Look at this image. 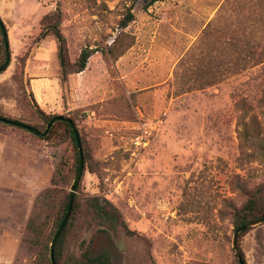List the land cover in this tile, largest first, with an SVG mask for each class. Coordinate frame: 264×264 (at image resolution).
Masks as SVG:
<instances>
[{
  "label": "rangeland",
  "instance_id": "obj_1",
  "mask_svg": "<svg viewBox=\"0 0 264 264\" xmlns=\"http://www.w3.org/2000/svg\"><path fill=\"white\" fill-rule=\"evenodd\" d=\"M143 5L0 0L11 54L0 116L36 129L42 115L72 119L84 159L77 197L107 200L135 233H100L82 207L61 264L109 240L115 264H237L233 213L264 195V0ZM128 10L134 20L121 29ZM57 11L69 63L94 50L63 84L54 37L39 38ZM75 174L63 128L44 140L0 122V264H49L27 224L49 232ZM46 189L53 208L37 205ZM240 247L246 264H264V221Z\"/></svg>",
  "mask_w": 264,
  "mask_h": 264
},
{
  "label": "trees",
  "instance_id": "obj_2",
  "mask_svg": "<svg viewBox=\"0 0 264 264\" xmlns=\"http://www.w3.org/2000/svg\"><path fill=\"white\" fill-rule=\"evenodd\" d=\"M141 1L144 4L143 8L147 9L154 3L161 2L163 0H141ZM133 20H134L133 14L131 13L130 10H128L125 13L124 17L119 22L121 29L126 28L127 25ZM60 22H61V13L59 11H57L52 15H46L41 22L42 24L41 26L43 30L40 33L39 38H44L47 35H52L54 37L57 45V57H58L59 67L62 76V84H63V80L66 78L67 75L80 73L85 69L88 59L94 53V50L89 48L82 49L74 64H70L69 61L67 60L66 41L59 29ZM0 24H2L1 19H0ZM255 56H257L259 59L261 58L260 54H257ZM5 59H6L5 46H4L2 31L0 29V66L3 65ZM255 60L257 64L258 59L255 58ZM241 61H245V60H241ZM42 116H43L42 129H36L34 126H30V127L36 129L37 131L42 132L46 128L47 124L51 121V119L55 117V116H46V115H42ZM0 118H4V117L0 116ZM11 121H15V120H11ZM72 122L74 123L73 120ZM57 127L63 128L64 132L67 134L68 138L71 141L74 150V170L77 172L79 165L77 142L73 136L71 128L67 123L62 121L55 122L51 127L48 135L40 138L44 140L50 139L55 134ZM82 154H83V150H82ZM259 194L260 193L252 194L247 199L246 203L239 210L235 211L232 216L233 231L236 232L240 230V232L236 237V242H235V247H236L235 259L237 264H246L243 251L241 250L240 247V239L251 229V228H247L248 226L259 222L264 217V195L261 196ZM52 195H53V191L51 189H46L42 191L36 198L37 205H40V207L46 206L48 209L49 206L51 205V208H53L55 202L51 201L52 198H54L52 197ZM69 196H70V192L67 193L64 196V199L61 200V202H59V204L57 205V211L54 217L52 218L51 228L48 233H45L44 224L40 222L38 223L37 221L34 220L28 222L27 227L29 232L31 233V239H30L31 244L37 245L40 248L43 247V250L49 251L50 243L57 234V231L60 228L64 217L66 216L68 204H69ZM82 207H84L87 214L92 218L94 226L97 228V230L100 233L108 234L111 232L114 235L124 233L128 236H133L135 234L126 227L124 222L121 220L120 215L115 209V207L107 200L98 197H91L85 199L84 201H80L79 197H77L75 193L73 196L71 212L68 216L65 225L63 226L60 235L58 236L54 244L53 257L55 264H61L62 262L67 233L70 227L77 219ZM45 211L47 212L48 210ZM46 217L50 218L48 216ZM117 258L118 257L116 255V250L114 248V245L112 244L111 240H109L108 246L106 245L105 247H103L100 252L93 253L89 248H85L84 251L81 252L79 263L80 264H115ZM49 264H51L50 258H49Z\"/></svg>",
  "mask_w": 264,
  "mask_h": 264
},
{
  "label": "water",
  "instance_id": "obj_3",
  "mask_svg": "<svg viewBox=\"0 0 264 264\" xmlns=\"http://www.w3.org/2000/svg\"><path fill=\"white\" fill-rule=\"evenodd\" d=\"M0 29L2 31V36H3L4 46H5V52H6L5 62L3 63L2 66H0V73H2L10 65L11 54H10V49H9V42H8L7 33H6V30H5L4 26H3V24H0ZM58 121H62V122L67 123L69 125V127L71 128L73 136H74V138H75V140L77 142L78 154H79V165H78V169H77V172L75 174V177L73 179V182H72V184L70 186L69 204H68V209H67L66 216L64 217V219H63V221L61 223V226H60V228L57 231V234L52 239V241L50 243V246H49V258H50V263L51 264H55L54 257H53L54 244H55L56 239L60 235V233H61V231L63 229V226L65 225V223H66V221L68 219V216H69V214L71 212L72 203H73V196L75 194V190H76V188L78 186V183H79V180L81 178V175H82V172H83V168H84L83 154H82L81 144H80V141H79L78 132H77L76 127H75L74 123L72 122V120H70L69 118H66L64 116H55V117H53L51 119V121L47 124L46 128L42 132L37 131L36 129H34V128L30 127V126H27L25 124H22V123L11 121V120H8V119H5V118H0V122H2V123L9 124V125H12V126H16L18 128H22V129H24L26 131H29L30 133H33L34 135L39 136V137L47 136L49 131H50V129H51V127L53 126V124L55 122H58ZM263 221H264V217L259 222L254 223V224L248 226L247 228H251V227H254L256 225H259ZM239 232H240V230L236 231L234 233V235H233V238H232V246H233L234 250L236 249L235 242H236V237H237Z\"/></svg>",
  "mask_w": 264,
  "mask_h": 264
}]
</instances>
